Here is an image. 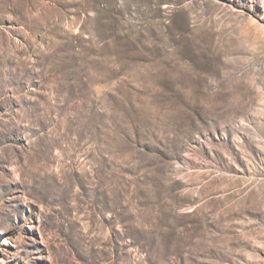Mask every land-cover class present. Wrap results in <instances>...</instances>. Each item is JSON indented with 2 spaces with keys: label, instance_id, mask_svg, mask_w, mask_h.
<instances>
[{
  "label": "rangeland",
  "instance_id": "1",
  "mask_svg": "<svg viewBox=\"0 0 264 264\" xmlns=\"http://www.w3.org/2000/svg\"><path fill=\"white\" fill-rule=\"evenodd\" d=\"M0 264H264V0H0Z\"/></svg>",
  "mask_w": 264,
  "mask_h": 264
}]
</instances>
